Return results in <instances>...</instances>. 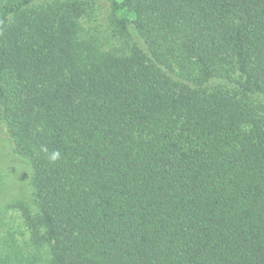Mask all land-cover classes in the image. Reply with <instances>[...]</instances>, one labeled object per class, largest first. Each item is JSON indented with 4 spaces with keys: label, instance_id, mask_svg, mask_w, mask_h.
<instances>
[{
    "label": "trees",
    "instance_id": "16d2710c",
    "mask_svg": "<svg viewBox=\"0 0 264 264\" xmlns=\"http://www.w3.org/2000/svg\"><path fill=\"white\" fill-rule=\"evenodd\" d=\"M0 131V264H264V0H0Z\"/></svg>",
    "mask_w": 264,
    "mask_h": 264
},
{
    "label": "rangeland",
    "instance_id": "374dc122",
    "mask_svg": "<svg viewBox=\"0 0 264 264\" xmlns=\"http://www.w3.org/2000/svg\"><path fill=\"white\" fill-rule=\"evenodd\" d=\"M27 179L28 167L10 154L0 131V247L11 236L21 242V234L25 232L20 212L12 204L26 199Z\"/></svg>",
    "mask_w": 264,
    "mask_h": 264
}]
</instances>
